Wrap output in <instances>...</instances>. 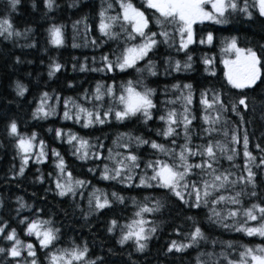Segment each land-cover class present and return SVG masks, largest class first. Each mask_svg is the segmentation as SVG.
<instances>
[{
	"label": "trees",
	"instance_id": "obj_1",
	"mask_svg": "<svg viewBox=\"0 0 264 264\" xmlns=\"http://www.w3.org/2000/svg\"><path fill=\"white\" fill-rule=\"evenodd\" d=\"M111 2L114 8L109 14L115 15L117 5L115 0H54L53 8L45 6L44 0H19L16 8H10L9 0H0V19H9L14 28L24 32L30 28L26 37H13L5 40L0 37V223L7 222L9 230L15 228L18 237L25 243H32L36 246L38 264H48L47 254L54 249H43L35 236H28L25 232L26 225L20 221L27 217L29 220L39 215L42 219H50L53 226L60 229V238L55 248H67L73 245L83 246L87 243L89 254L88 260H96L97 264H197V256L204 252L219 253L224 242L247 244L255 246L264 244V237L247 236L234 229H225L219 224L208 220V208H194L183 204L175 197H172L164 189L145 188L139 185V177L144 173L143 161L154 159V150L150 145H142L135 149L136 154L141 157L140 168L136 170L131 184H122L118 180L101 179V170L104 164L113 166V161L106 159L109 156L108 149L116 152H126L123 148H117L114 141L118 134L130 132L133 135L141 136L147 140H156L158 143L172 147L171 141L158 135V130L164 127L159 116L166 107H176L182 110L179 102L175 105H166L167 100H174L180 93L172 88L174 84H191L193 102L190 106L197 119L192 122V144L206 143L204 128L208 127L202 116L205 115L204 106L200 103L201 93L208 90V98L212 93L217 92L226 104L238 101L241 96L246 97L247 108L238 106L239 115L230 110L225 116L229 121L227 128L231 134L232 130L237 132L240 143L236 144L239 155L235 161L229 162L222 158L220 168L231 169L239 175L243 169V135L247 132L249 136V151L256 156L253 165L255 177L256 197L244 195L242 204L249 207L253 203L264 202V166L259 165L264 152L256 147L257 144L264 148V83L260 80L256 85L245 89H234L227 82L225 76L226 68L223 61L231 56L224 52L225 41L232 37L237 38L238 46L241 48L251 47L258 54L264 51V17L254 13L252 18L240 12H231L227 15V22L217 24L214 21L196 23L194 26V43L188 49L177 51L176 47H169L167 44H159L145 60L138 62L137 68L144 69L148 60L151 59L156 65L157 75L152 76L147 71L137 72L135 69H128L120 72L114 71H92L94 68H101V57L108 55L115 60L116 55L125 47V36L123 33L117 39L102 37L96 25L99 22V12ZM132 3L143 10L144 0H132ZM242 3V0H241ZM150 10L146 15H152ZM80 21L79 24H76ZM62 25L64 43L60 46L50 42L48 29L52 25ZM86 25L88 31L86 32ZM152 31H159L154 21L150 23ZM115 31L120 32L119 26ZM211 32L213 41L207 43L206 36ZM204 38L205 42L200 43ZM95 39L94 46L91 41ZM179 38L177 37V44ZM137 39L135 43H139ZM35 45L31 47L29 45ZM77 45L74 47L73 45ZM191 56V67L183 68L177 72L169 67V58L174 63L179 60L181 64L187 62ZM19 57V62H17ZM95 57V62H93ZM210 58L211 65H206L204 60ZM57 62L62 68L53 76H49V65ZM81 65L86 69L81 71ZM264 80V67L261 69ZM142 80L143 85L156 89L154 101L157 110L153 111V118L147 123L143 118H132L123 122L112 119L105 125H95L91 128H83L80 123L73 120L63 119V99L72 97L81 103L85 90L89 93L95 88L97 82L113 84L119 90L122 82L127 80ZM19 82L27 88L24 96H19L16 84ZM71 85V86H69ZM187 90H185L186 92ZM43 92H48L53 97L49 101L55 105V96H60L61 101L57 107V114L46 119H34L33 111L40 102ZM106 102L108 98H105ZM91 108L92 104L85 103ZM107 107V103L105 104ZM207 114L215 116V111ZM241 116L243 120L241 121ZM15 120L21 134H37V143L43 140L46 145L48 159L43 163H37L33 155L25 167L23 175H19L21 157L18 155L15 138L8 133V125ZM217 127H223L222 122ZM71 130L80 136L88 138L93 145L103 144V148L95 147L91 151L102 153L101 159H94L91 156L87 160H80L72 155V148L66 140L58 139L55 136V129ZM52 131H49V130ZM177 144L184 143L182 129ZM213 138L222 143H228L229 137H224L223 131L213 133ZM52 149H56L64 157L68 170L74 177L90 181L77 195L61 197L55 189V158L52 156ZM39 151V149H34ZM176 151H179L177 147ZM160 158H164L162 155ZM193 162H198L194 157ZM235 164L236 167L232 165ZM89 169H95L89 172ZM49 173H52L49 176ZM151 175V171H148ZM246 175V173H244ZM43 176V181L39 177ZM93 188H99L109 193L115 191L125 197L123 204L113 203L110 209L101 212L90 211L88 207V194ZM239 191V187L236 189ZM253 190L251 185L247 186V192ZM81 191L83 195H81ZM156 198L161 200L163 207L159 212L145 214V218L154 220L158 225L157 232L148 240L147 247L138 251L135 242L129 240L121 245L118 241L121 236L120 228L114 232L107 231L111 219H117L120 225L130 223L134 213L138 211L133 204V198L138 202H144V198ZM20 198V199H18ZM20 200L26 205L20 207ZM151 206L152 201L149 200ZM224 206H221L223 208ZM228 207H231L229 205ZM226 211V209H225ZM87 213V216L85 215ZM192 217L193 220L187 219ZM242 219V217H240ZM193 221L199 223L209 238L208 242L201 241L199 245L187 248L182 252L168 251V246L173 240L187 243L182 233L191 230ZM232 221L229 220L228 223ZM256 222L250 221V225ZM179 228L178 234L176 229ZM211 240H216L215 247ZM0 247L10 248L11 242L0 236ZM235 257V252H233ZM102 258V259H98ZM30 264L31 257L27 255V249L22 252L21 257L12 258L0 253V264Z\"/></svg>",
	"mask_w": 264,
	"mask_h": 264
},
{
	"label": "snow or ice",
	"instance_id": "obj_2",
	"mask_svg": "<svg viewBox=\"0 0 264 264\" xmlns=\"http://www.w3.org/2000/svg\"><path fill=\"white\" fill-rule=\"evenodd\" d=\"M19 0H9L11 9H15ZM45 6L49 9L53 8L54 0H44ZM117 11L115 15L109 14L114 8V4L109 2L106 7L102 5L98 14L99 22L96 25L102 37L108 39H117L121 33L125 36V47L122 48L115 60L103 55L101 59L102 67L91 69L92 71H114L119 69L125 72L128 69H135L137 72L143 73L147 71L150 75H157L155 63L149 59L145 68H137L138 62L149 57L159 44H167L169 47H176L177 51L188 49L189 45L194 43L193 25L203 23L206 20L214 21L217 24L227 22V15L231 12H240L248 18H252L254 13L260 17H264V0H144L143 10L132 3V0H115ZM210 5V10L206 7ZM152 11L151 17L146 12ZM155 23L159 31H152L150 23ZM77 21L76 24H79ZM119 26L120 32L115 31ZM86 25V32L88 31ZM31 29H25L21 32L14 28L12 22L7 19H0V37L8 40L13 37H21L27 35ZM50 42L60 46L64 43L63 26L52 25L48 29ZM177 37L179 38L177 44ZM213 34L209 32L206 36L207 43L213 41ZM139 39V43L135 41ZM202 38L200 43H204ZM91 43L95 46L96 40ZM34 47L35 45H29ZM76 47L77 45H73ZM264 47V46H262ZM224 52H234L235 59L224 60L226 71L225 76L227 82L234 89H245L256 85L261 79V69L264 67V51L260 54L251 48H241L238 46L237 38L232 37L225 41ZM19 62V57L16 58ZM192 57H187V62L181 64L179 60L174 63L169 60L167 63L170 68L179 72L183 68L187 70L191 67L190 61ZM95 62V57H93ZM206 65H211L212 60L206 58ZM62 68V65L53 62L49 65L48 75L51 77ZM86 69V65H81V71ZM71 86V85H69ZM172 88L180 94L174 100H167L166 105H175L179 102L182 110L176 107H166L159 116V120L163 122L164 127L158 130V135L163 136L171 141L172 147L158 143L156 140H147L141 136L133 135L130 132L120 133L114 141L117 148H123L126 152H116L108 149L109 156L106 158L113 161V166L109 167L104 164L101 170V179L119 181L122 184H131L136 170L140 168L141 157L136 154L135 149H139L142 145H150L154 150V159L143 161L144 173L139 177V185L137 187H145L152 189H164L172 197H175L183 204L194 208L202 206L208 208V220L212 223L219 224L225 229H234L236 232H242L247 236L264 237V202L253 203L249 207H244L242 197L250 195L257 196L255 191L256 173L253 171V165L256 156L249 151V136L247 132L243 135V156L244 165L241 173L237 175L231 169L220 168V160L222 158L229 162L235 161L239 155L236 144L240 143V137L235 130L231 134L227 128L229 121L225 119L226 114L231 112L239 115L238 106L243 105L247 108L246 97L241 96L238 101L226 104L221 95L213 92L211 99L208 98V90L201 93L200 103L204 106L205 115L202 116L203 121L208 124L203 129L206 133V143L192 144V122L197 119L192 112L191 105L193 102V93L191 84H174ZM17 94L24 96L27 88L17 82ZM185 90H187L185 92ZM156 89L143 85L142 80L133 81L131 79L120 84L119 90L113 84H104L97 82L95 88L89 93L85 90L82 99L85 103L92 104V107H86L85 103L79 102L77 99L68 97L63 99L64 120H73L80 123L83 128H91L95 125H105L110 123L112 119L118 122L131 120L132 118H143V122L147 123L153 118V111L157 110V104L154 101ZM108 98L107 102L105 98ZM53 97L48 92H43L40 96V102L33 111L34 119H46L49 116L57 114V107L61 101L60 96H55L56 104H50L49 101ZM107 103V107L105 104ZM209 111H215L216 115L210 116ZM243 117L241 116V121ZM222 122L223 127H217ZM182 129L184 143L177 144ZM49 131H52L51 129ZM223 131L224 137H229L228 143H222L213 138V133ZM8 133L15 138L18 155L21 157V166L19 175H23L25 167L28 165L32 156H35L37 163H43L48 159L46 145L43 140L37 143V134L33 132L31 135L21 134L17 122L11 121L8 125ZM55 136L58 139L66 140L72 148V155L80 160H87L90 156L94 159H101L102 153L91 151L95 147L103 148V144L93 145L88 138L80 136L71 130L67 132L64 129H55ZM179 148L177 152L176 149ZM261 152L259 144L256 145ZM39 149L35 151L34 149ZM52 156L55 158V189L57 195L61 197L77 195L78 190H82L90 181L74 177L72 172L68 170V165L64 157L56 149H52ZM161 155L164 158H160ZM198 158V162H193V158ZM236 167L235 164L232 165ZM264 166V156H261L259 165ZM151 171V175L148 171ZM95 169H89L93 172ZM246 173V175L244 174ZM52 173H49L51 176ZM43 181V176L39 177ZM251 185L253 190L247 192V186ZM239 187V191H237ZM81 195H83L81 191ZM20 199V198H18ZM149 200L152 201L151 206ZM119 202L123 204L125 197L118 192H107L99 188H93L88 194V207L90 211L101 212L110 209L113 203ZM133 204L138 211L134 213V218L130 223L120 225L117 219H111L107 231L114 232L118 227L121 231L119 243L125 244L129 240L135 242L138 251H143L147 247L148 240L157 232L158 225L152 220L145 218V214L156 213L163 207L161 200L156 198L145 197L144 202H138L133 198ZM231 205V207H228ZM26 205L20 200V207ZM221 206H224L221 208ZM226 209V211H225ZM87 216V213H85ZM242 217V219H240ZM187 219L193 220L192 217ZM231 220V223L228 221ZM256 222L250 225L249 222ZM25 224V232L28 236H35L39 241V246L43 249H54L47 254L48 264H97L96 260H88L89 249L87 243L83 246L73 242L71 247L55 248L56 242L60 238V229L53 226L50 219H42L39 215L29 220L25 217L20 221ZM178 234L179 228L176 229ZM187 243L183 241L173 240L168 246V251L182 252L187 248L199 245L201 241L208 242L209 238L199 223L193 221L192 228L187 233H182ZM0 236L4 240L11 242L10 248L0 247V253L12 258H19L23 250L27 249L28 257H31L30 264H38L36 246L32 243L25 244L17 234L15 228L9 230L7 222L0 223ZM213 247L217 241H210ZM235 252V257H233ZM102 259V258H98ZM19 264V260H17ZM197 264H264V244L249 246L247 244L237 245L232 241L224 242L222 250L219 253L207 252L200 253L197 256Z\"/></svg>",
	"mask_w": 264,
	"mask_h": 264
},
{
	"label": "rangeland",
	"instance_id": "obj_3",
	"mask_svg": "<svg viewBox=\"0 0 264 264\" xmlns=\"http://www.w3.org/2000/svg\"><path fill=\"white\" fill-rule=\"evenodd\" d=\"M209 10H210V8H211V6L210 5H207L206 6ZM208 21H210V20H206V21H204V22H208ZM196 25V24H195ZM195 25H193V29H194V26ZM229 54L231 55V56H229L228 58H226L225 60H229V59H235V53L234 52H229ZM224 67H225V65H224Z\"/></svg>",
	"mask_w": 264,
	"mask_h": 264
},
{
	"label": "flooded vegetation",
	"instance_id": "obj_4",
	"mask_svg": "<svg viewBox=\"0 0 264 264\" xmlns=\"http://www.w3.org/2000/svg\"><path fill=\"white\" fill-rule=\"evenodd\" d=\"M199 23V22H198Z\"/></svg>",
	"mask_w": 264,
	"mask_h": 264
}]
</instances>
